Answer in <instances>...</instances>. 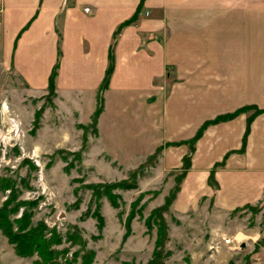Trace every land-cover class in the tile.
<instances>
[{
  "label": "crops",
  "instance_id": "crops-1",
  "mask_svg": "<svg viewBox=\"0 0 264 264\" xmlns=\"http://www.w3.org/2000/svg\"><path fill=\"white\" fill-rule=\"evenodd\" d=\"M135 13L113 47L99 139L107 105L128 113L126 100L136 101L150 132L160 130L150 148L189 139L214 115L246 105L264 109V0H0V66L13 68L39 96L58 58L53 104L43 113L52 114L48 135H56L69 113L82 115L74 127L88 123L115 29ZM250 113L209 126L196 141L175 200L180 211L202 199L205 209L229 213L264 197V113L250 124L244 152H237ZM54 140L65 144V134L61 143ZM227 154L212 189L210 171ZM258 248L264 264V242Z\"/></svg>",
  "mask_w": 264,
  "mask_h": 264
},
{
  "label": "rangeland",
  "instance_id": "rangeland-1",
  "mask_svg": "<svg viewBox=\"0 0 264 264\" xmlns=\"http://www.w3.org/2000/svg\"><path fill=\"white\" fill-rule=\"evenodd\" d=\"M47 92L39 96L28 92L16 79L13 68L6 71L0 66V144L4 147L0 151V177L13 181L17 201H38L31 210V224L41 221L47 230L54 229L61 237V244L54 249H66L65 256L72 264H82L84 254L90 257L89 264L146 263L156 239L158 214L153 215V210L158 207L163 209L159 211L160 217L167 227L164 264H258L261 261L257 252L258 245L264 242V197L249 208L244 206L229 213L205 209L202 199L195 209L180 211L175 200L191 170L190 162L183 172L186 145L162 141L150 148L162 134L160 130H148L144 114L139 112L134 100L125 101L131 105L128 113L116 111L118 104L115 108L107 105L102 140L99 139L97 124L103 110L102 93L101 111L95 122L97 105L87 124L78 123L74 127L82 115L74 119L69 113L62 119L56 135H48L45 122L52 114L43 117V113L53 104L54 94L50 98ZM3 104L8 107V113L2 110ZM71 111L75 110L71 108ZM35 112L39 115L34 129ZM63 134L66 143L55 144V138L56 143H61ZM182 146H186L185 152L180 150ZM172 148H177L176 152L169 153ZM194 153L195 150L192 156ZM23 159L30 160L34 169L28 164L21 165ZM182 172L184 178L175 193V181ZM120 182L128 188H121ZM209 185L215 188L210 182ZM101 191L109 193L112 199L101 195ZM8 195L9 190L1 192L0 205ZM169 195L173 201L164 208ZM22 211L19 208L13 218H19ZM98 217L102 218L100 227ZM129 219L130 230L123 241ZM68 233L74 237L71 243L67 242ZM36 259V255L16 256L0 234V264H31Z\"/></svg>",
  "mask_w": 264,
  "mask_h": 264
},
{
  "label": "trees",
  "instance_id": "trees-1",
  "mask_svg": "<svg viewBox=\"0 0 264 264\" xmlns=\"http://www.w3.org/2000/svg\"><path fill=\"white\" fill-rule=\"evenodd\" d=\"M136 14L137 13H135L131 18L122 22L117 27L116 31L113 34L112 42L110 44L109 51H108V65L106 67L105 74H104L103 80L101 82V85L99 87V91L97 94V108L93 116L94 122H95L97 115L101 111V102H102L101 93L104 89L107 88L111 73L113 71V67H114L113 47L116 41V34L123 27L129 24H133L137 19ZM57 68H58V58L48 78L47 95L50 98L54 94V81H55V76L57 73ZM248 112H251V113L246 118L245 130H244V134L241 140V147L237 151L239 153H242L244 152L246 148L247 136L249 134L250 124L252 123L253 119L258 114L264 113V109H259L252 105H246L233 112L217 115L213 119L203 122L200 125V127L196 130L195 134L189 139L173 143L174 145L184 144L188 147V152L185 154L182 160V165L184 164L183 172L186 169H188V167L190 166L191 156L193 154V151L195 150L196 141L201 137V135L203 134V132L209 125L218 124L220 122H225V121L235 118L237 115L241 113H248ZM38 115L39 114L35 112V116H34L35 119L33 121L34 129L38 125V120H37ZM80 128H83V127L80 126ZM227 156L228 154L225 155L220 162L215 163V165L211 169L210 175H209V182L211 183V185H215V181L213 179L214 171L217 168H220L224 165V162ZM23 164H28L30 169H34V166L30 162V160L23 159L21 161V165ZM183 172L178 175L177 181H175V184H177L175 188V193L178 190L179 183L184 178ZM119 186L125 189L128 188V185L122 182L119 183ZM6 190H9V195L1 202V205H0V234L6 238L7 243L12 247L14 254L22 258L33 257V255H36L37 259L34 260L31 264H72V260L66 258L65 256L67 252L66 249H63L60 251L57 249H54L57 245L61 244V237L58 234H56L54 229L47 230L45 224L41 221L34 225L31 224L30 222L31 217H32L31 210L37 206L38 201H31V202L17 201L16 200L17 190L13 189V181L9 178L1 179L0 177V194L1 192L6 191ZM101 193H100L101 195L108 196L110 200L112 199V196H110V194L107 193L106 191H101ZM171 193L173 195V192ZM94 195L96 194L94 193ZM172 201H173V196L169 195V198L165 199L163 207L167 208L169 204L172 203ZM112 205L115 208H117L116 202L115 203L113 202ZM21 207L23 208V211L20 214V217L13 218L15 214L18 212L19 208ZM247 208H249V205H247ZM162 210H163L162 207H158L153 210V215L154 213L158 214V216L156 217V221H155V224L157 226V234H156V239L154 242V248L152 250V256L146 263H143V264H164L163 260L165 259V256L167 254H163V250L165 247L164 244L166 243L168 239H167V227L165 225V222L162 221L163 219L160 217L161 215L159 211H162ZM98 222H99L98 227H100L102 224V218L98 217ZM148 223L149 221L146 220L145 225H147V227L149 228ZM129 225H130V219L128 220V222H126L127 230L123 236V241H125L128 231L130 230ZM73 239L74 237L68 233L67 242L71 243ZM89 254L91 255V253ZM85 256L86 255L84 254L82 257L83 258L82 264H89L90 257L86 258ZM74 257H76V254L74 255ZM122 264H134V262L124 261Z\"/></svg>",
  "mask_w": 264,
  "mask_h": 264
},
{
  "label": "built area",
  "instance_id": "built-area-1",
  "mask_svg": "<svg viewBox=\"0 0 264 264\" xmlns=\"http://www.w3.org/2000/svg\"><path fill=\"white\" fill-rule=\"evenodd\" d=\"M2 110H5L7 113H8V107H6V104L4 105H2ZM6 143L8 144L9 143V141L8 140H6ZM5 143V144H6ZM17 144V141L14 143V145H16ZM3 145V144H2ZM13 145V146H14ZM4 148V147H3ZM3 148L1 147V144H0V151H3ZM44 192V189H42V193ZM45 204H49L48 202H44Z\"/></svg>",
  "mask_w": 264,
  "mask_h": 264
},
{
  "label": "water",
  "instance_id": "water-1",
  "mask_svg": "<svg viewBox=\"0 0 264 264\" xmlns=\"http://www.w3.org/2000/svg\"><path fill=\"white\" fill-rule=\"evenodd\" d=\"M241 247H243V244L241 245Z\"/></svg>",
  "mask_w": 264,
  "mask_h": 264
}]
</instances>
